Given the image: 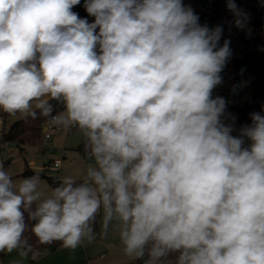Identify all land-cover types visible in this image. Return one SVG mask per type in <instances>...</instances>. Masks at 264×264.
I'll return each instance as SVG.
<instances>
[{"label":"clouds","instance_id":"clouds-1","mask_svg":"<svg viewBox=\"0 0 264 264\" xmlns=\"http://www.w3.org/2000/svg\"><path fill=\"white\" fill-rule=\"evenodd\" d=\"M78 4L0 0V110L78 129L93 161L49 192L0 163V252L26 246L28 230L75 248L102 213L145 264H264V115L235 136L225 123L222 27L183 0H85L92 23Z\"/></svg>","mask_w":264,"mask_h":264},{"label":"rangeland","instance_id":"rangeland-1","mask_svg":"<svg viewBox=\"0 0 264 264\" xmlns=\"http://www.w3.org/2000/svg\"><path fill=\"white\" fill-rule=\"evenodd\" d=\"M196 0H183V4L191 9L194 7ZM204 3L207 0H202ZM85 0H80V8L84 7ZM74 11V10H72ZM74 12H77L76 10ZM232 55V54H231ZM230 55V57H231ZM234 55V54H233ZM222 83L213 90V97L215 94L222 92L226 101V117H234L228 107L232 104L242 102L249 94H231L230 85L235 80L240 82L238 78H234L229 69V59L221 72ZM261 107L264 108V102H261ZM63 111L59 109L56 113ZM0 112V138L2 132L6 130L10 124L19 118L20 114L2 116ZM264 115V111L261 113ZM225 123L233 124V135H239V130L246 125L251 124V120L247 123H239L236 119L234 123L232 120L225 119ZM41 127L40 143L26 146L24 150L20 151L17 146H11L9 151L6 148L9 144H0V159L5 161L4 169L13 178L15 185L25 178L29 177L24 174L25 170L39 173L41 176L40 188L44 192L51 190L46 177H62L71 175L78 180L84 178V173L89 164L93 161L88 157L84 150H80L78 146L84 142L83 134L76 128L64 130L54 125L49 129L50 138L43 139V126ZM250 141H245L249 144ZM54 160H59V166L53 168L51 166ZM103 253L104 256H100ZM147 257L141 260H133L127 257L123 252V246L119 239V228L116 222L109 225L108 229L103 228L102 213L98 215V230H95V238L92 241H83L75 248H65L62 244L55 247L49 245L48 247L28 254L24 248L16 249L11 252L4 251L0 254V264H145Z\"/></svg>","mask_w":264,"mask_h":264},{"label":"trees","instance_id":"trees-1","mask_svg":"<svg viewBox=\"0 0 264 264\" xmlns=\"http://www.w3.org/2000/svg\"><path fill=\"white\" fill-rule=\"evenodd\" d=\"M251 1L264 6V0ZM235 3L243 14V17L252 25V30L242 35L237 34L236 37L238 40L244 42L247 47L242 54L231 55V57H229V69L234 78L246 80L253 86V89L249 96L243 100L241 106L232 104L228 109L239 123H247L251 120L250 113H262L261 102H264V51L261 49L264 48V12L247 4H243L238 0H235ZM72 10H76L77 12L86 11V9L80 8V4L74 6ZM213 17L217 20L225 19L231 24H234L236 20L233 13L227 8L226 0L216 1ZM92 22H94V20ZM225 40L230 42L231 38L228 35L222 34L220 44H223ZM62 108V105L54 103V114L57 110ZM0 112H2V116L10 115L2 110H0ZM48 119L49 118L39 116V114H37V117L34 119L24 117L16 119L2 132L0 140H16L19 150L22 151L25 149L24 144L40 139L42 124ZM83 145L84 142L81 143L78 148L84 150ZM24 174L32 176L33 174L39 173L25 170ZM46 178L49 184L54 187L58 178ZM94 229L98 230V216ZM24 238L27 240V245L23 248L25 252L30 255L49 246L40 244L30 230L25 232ZM58 244H60V242H56L53 246ZM3 253L4 251L0 252V254Z\"/></svg>","mask_w":264,"mask_h":264},{"label":"built area","instance_id":"built-area-1","mask_svg":"<svg viewBox=\"0 0 264 264\" xmlns=\"http://www.w3.org/2000/svg\"><path fill=\"white\" fill-rule=\"evenodd\" d=\"M216 1L217 0H207V2L204 3L202 0H196L195 5L192 8V10L199 17V23L201 25H207L210 29L215 28L217 26H221L223 29L222 34L228 35L231 38V41H230L231 54L240 55L246 49L247 45L244 42L238 40L236 36L237 34L242 35L247 32H250L252 30V25L243 16H242L243 23L241 27H237L236 23L231 24L225 19L223 20L215 19L213 17V10H214V5L216 4ZM238 1L264 12L263 5H259L258 3H255L251 0H238ZM76 13L79 15L80 18L87 19L89 23H92V21L95 19L94 17L89 16L87 11L76 12ZM220 45H223V44H220ZM261 49L264 51V48H261ZM252 89H253V86L250 85L246 80H241L240 82H237L234 80L230 85L231 94H240V93L250 94L252 92ZM216 96L224 97L222 92L214 95V97ZM242 102H239L236 104L241 106ZM53 127L54 125L51 123L50 118L45 121V124L43 126V130H44L43 139L45 141L50 138V134L48 130ZM2 143L9 144V146L6 148L7 151L11 149V146L18 147V142L16 140H12V139L11 140H0V144ZM38 143H40V139L24 144V148L26 146L38 144ZM0 163H3L4 165L5 161L0 159ZM51 166L53 168H57L59 166V160H54ZM100 256L102 257L104 256V254L101 253Z\"/></svg>","mask_w":264,"mask_h":264},{"label":"crops","instance_id":"crops-1","mask_svg":"<svg viewBox=\"0 0 264 264\" xmlns=\"http://www.w3.org/2000/svg\"><path fill=\"white\" fill-rule=\"evenodd\" d=\"M4 166H5V164H4ZM55 247V246H54Z\"/></svg>","mask_w":264,"mask_h":264}]
</instances>
